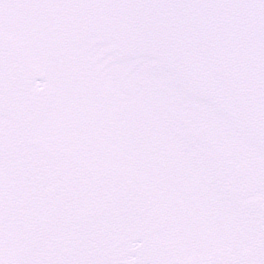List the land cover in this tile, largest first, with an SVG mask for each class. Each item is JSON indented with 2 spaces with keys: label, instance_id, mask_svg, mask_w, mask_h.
<instances>
[{
  "label": "snow or ice",
  "instance_id": "6c2138e0",
  "mask_svg": "<svg viewBox=\"0 0 264 264\" xmlns=\"http://www.w3.org/2000/svg\"><path fill=\"white\" fill-rule=\"evenodd\" d=\"M0 264H264V0H0Z\"/></svg>",
  "mask_w": 264,
  "mask_h": 264
}]
</instances>
